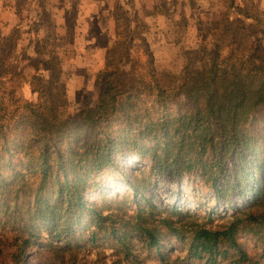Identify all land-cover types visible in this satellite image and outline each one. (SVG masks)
Here are the masks:
<instances>
[{"label":"trees","instance_id":"16d2710c","mask_svg":"<svg viewBox=\"0 0 264 264\" xmlns=\"http://www.w3.org/2000/svg\"><path fill=\"white\" fill-rule=\"evenodd\" d=\"M251 3L226 0L199 52L188 57L179 73L157 70L148 51L151 81L132 83L122 68L129 55L122 52L120 60L109 64L112 69L98 73V97L92 106L64 120L61 113L67 107V93L65 84L57 85L56 76L44 90L45 106L28 102L30 112L19 119L27 133L17 134L18 143L9 139L6 123L0 119V141L12 173L0 177V218L11 214L15 224L8 251L13 264H22L35 236L32 228L28 234L24 230L36 222L48 223L52 236L64 232L70 239L85 214L96 227L113 218V211L106 215L98 211V200L87 193L95 190L98 176L110 167L121 171L118 161L126 155L142 165H130L126 173L140 171L144 182H132L131 194L103 195L101 199L112 207L134 197L132 231L143 234L150 246L160 245L155 224L158 211L147 189L155 178L198 174L219 198L235 195L242 201L238 205L230 202L233 212L224 226L195 229V253L205 251L215 260L223 246V255L230 248L238 252L232 264L251 260L238 239L241 232L264 233V135L256 133L253 124L264 120V16ZM146 97H153L151 105ZM171 104L177 107L175 115L170 112ZM115 119L122 128L112 134L109 129ZM83 135L91 141H81ZM68 139L77 146L69 147L70 155L62 150ZM10 140L20 152L34 146L37 163L28 170L16 168ZM123 210L124 214L130 211ZM177 214L184 213L179 210ZM159 220L173 234L180 233L171 217ZM121 230V235L112 231L125 244ZM96 236V230L92 231L94 240Z\"/></svg>","mask_w":264,"mask_h":264},{"label":"rangeland","instance_id":"374dc122","mask_svg":"<svg viewBox=\"0 0 264 264\" xmlns=\"http://www.w3.org/2000/svg\"><path fill=\"white\" fill-rule=\"evenodd\" d=\"M225 1L0 0V119L6 123L9 139L18 143L21 139L17 134L27 133L26 125H20L19 119L30 112L32 106L28 102L34 106L46 105L48 97L44 90L56 76L58 86L65 84L67 107L61 117L66 120L67 116L96 102L98 73L112 69L109 64L120 60L122 52L127 51L129 55L122 68L132 83L140 85L141 79L150 83L148 51L157 70L179 73L188 57L199 52L204 35L220 17ZM245 1L255 4L264 16V0ZM111 49L113 52L108 53ZM223 49L225 54L227 48ZM146 99L151 105L153 97ZM170 108L175 115L176 105L171 104ZM253 124L256 133L264 135V120ZM121 128L115 119L109 131L114 134ZM80 139L88 138L83 135ZM62 146L69 155L72 151L69 147H77L69 139ZM13 147L16 168L21 166L28 170L37 163L38 150L34 146L29 145L31 148L22 152L16 145ZM130 159L128 155L121 157L118 161L121 171L110 167L98 176L95 190L87 193L90 199L98 200V211L103 215L113 211V218L96 227L85 214L83 221L75 225L70 239L64 232L52 236L48 223L36 222L29 229H23L28 234L32 228L35 236L26 248L22 264H232L238 252L231 248L228 255H223L221 246L215 260L205 251L196 254L192 247L193 233L198 227L224 226L231 219L234 205L242 199L235 195L227 200L219 198L198 174L185 173L171 180L155 178L146 195L157 207L155 224L160 230V245L150 246L143 234L132 231L134 197L129 196L112 207L101 199L103 195L131 194L132 182H144L140 171L126 173L130 165L142 166L137 159ZM6 163L7 152L0 141V177L12 175ZM123 209L130 211L124 214ZM179 210L184 213L182 216H178ZM164 217L175 221L179 234H173L160 222ZM13 227L11 214L0 218V264H13L12 255H8ZM113 229H122L125 244L119 242ZM94 230L97 232L95 240L92 238ZM116 235L121 233L118 231ZM238 239L251 259L240 264H264V233L241 232Z\"/></svg>","mask_w":264,"mask_h":264}]
</instances>
